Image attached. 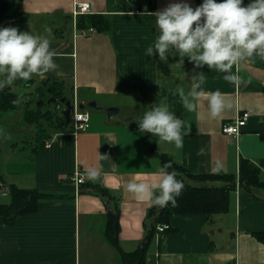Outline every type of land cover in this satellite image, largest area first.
<instances>
[{"label": "crops", "instance_id": "1", "mask_svg": "<svg viewBox=\"0 0 264 264\" xmlns=\"http://www.w3.org/2000/svg\"><path fill=\"white\" fill-rule=\"evenodd\" d=\"M75 1L90 2L93 14L104 15L108 26L77 29L71 15ZM170 2L173 0H21L20 14L0 15V26H18L51 37L56 69L34 75L28 82H70V101L75 93L90 121L87 129L78 132L71 127L66 132L55 127L45 142L52 143L51 148L35 143L31 149L35 170L25 184L20 186L23 181H10L4 174L1 204L11 200L9 182L57 193V197L40 200L33 212L18 214L12 222H0V264H125L122 253L136 249L147 233L145 218L151 206L127 192L126 184L137 177L150 180L161 167L148 149L149 139L155 140L157 152L168 154L190 172L236 173L243 157L257 164L264 178L263 63L242 62L238 71L244 83L237 84L207 65L196 68L187 57L182 64L179 55L169 56L167 61L160 60L158 53L146 56L147 46L158 34L155 16L150 13ZM189 2L196 6V0ZM35 25L39 27L35 29ZM199 71L207 75L203 86L206 93L219 89L237 107L213 118L201 98L197 110L188 112L172 90L178 84L190 87L189 79ZM158 100L169 103L191 127L182 150L167 142L158 144V137L139 131L137 121ZM90 102L95 105L89 107L104 110L102 118L91 119L84 107ZM26 106L24 102L23 110ZM111 107L118 109L113 115L116 117L107 115ZM63 108H59L61 114ZM238 110H248L252 115L239 136L233 138L222 133L221 124L235 117ZM131 123H136V128L130 129ZM100 153L111 157L103 162L101 176L96 181L86 178V186L83 184L75 196L74 170L84 173L87 163ZM216 160L222 166L212 172ZM93 184L106 188L110 196L101 195L90 187ZM111 196L117 199L115 205L120 211L117 244L105 231L107 213L114 204ZM228 206L225 213L212 219L202 214H173L169 229L153 236L154 248L146 264H264V244L253 235L264 231V190L256 187L247 193L231 189Z\"/></svg>", "mask_w": 264, "mask_h": 264}, {"label": "clouds", "instance_id": "2", "mask_svg": "<svg viewBox=\"0 0 264 264\" xmlns=\"http://www.w3.org/2000/svg\"><path fill=\"white\" fill-rule=\"evenodd\" d=\"M155 16L157 35L145 50L146 56L158 53L160 60L179 55L180 62L187 57L196 68L205 65L223 74L224 78L240 84L238 66L245 61L264 60V0H202L195 7L189 0H173L162 10L150 13ZM49 35L20 30L18 26H0V91L19 82L29 81L34 75L56 69L55 51ZM236 68V71L233 69ZM183 77H177L182 79ZM190 87L178 84L172 90L188 112L196 111L204 98L211 117L219 116L225 109L237 107L219 89L206 93L207 75L199 71L190 79ZM157 82V81H156ZM159 84V82H157ZM160 85V84H159ZM161 86V85H160ZM141 133H152L160 142L184 147V137L191 127L172 110L169 103L158 100L137 121ZM6 129L0 125V139L7 138ZM111 157L100 153L87 163L84 176L96 181ZM220 160L213 162L211 171H219ZM167 163L158 167L150 180L139 177L126 184L127 192L135 199L150 202L152 206L173 208L185 185L179 173Z\"/></svg>", "mask_w": 264, "mask_h": 264}, {"label": "trees", "instance_id": "3", "mask_svg": "<svg viewBox=\"0 0 264 264\" xmlns=\"http://www.w3.org/2000/svg\"><path fill=\"white\" fill-rule=\"evenodd\" d=\"M128 1L131 2L132 0ZM196 1H199L196 5L202 2V0ZM20 2L21 0H0V15L20 14ZM245 3H247V0H245ZM74 24L77 29H83L88 26H97L100 29L108 26V20L102 14H81L75 17ZM258 60L264 65V60L256 59V62H258ZM18 83L22 85L24 84V81H19ZM27 83L29 82L27 81ZM62 85L63 83L57 80H46L38 84L36 90L45 91L47 88H51V90L55 93L53 95L54 97L60 98L61 96H64L65 99L71 100L73 95L72 91L70 90L68 94H65ZM260 89L264 91V86H260ZM21 96L22 95H18V93L11 91L9 87L0 91L1 111L10 112L14 110L18 105ZM56 101H60V99ZM43 107L44 104L37 105L34 108H30L27 105L22 114L24 119L23 123L27 125H34V136L36 138V142L42 148L45 147V142L50 139L51 132L55 127L59 126V130L63 132H66L68 127H71L73 130L72 121L67 124L64 116L56 111V105L53 106L52 110H43ZM246 111L248 110H238L235 117L222 121V124L234 121L240 113ZM147 146L149 151L159 159L161 166L167 163L171 164V168L169 170L175 169L180 174L179 178L184 181L185 188L182 194L177 198V207L173 208L170 203L164 208L152 205L149 207L145 218L147 233L145 234L141 244L136 249L122 253L125 264H146L147 249L149 248L151 240L157 231V225H168L173 214H202L206 218L212 219V216L223 214L228 210L229 194L231 189H240L247 193H250L251 190L256 187L264 190V178L260 177L259 166L247 158L241 157L239 159L238 172L236 173L223 174L190 172L181 164L176 163L168 154L157 152L155 149L156 145L154 139H149ZM82 171L83 170H81V172ZM5 179V175L0 173V188L4 187L3 184L6 183ZM72 182L74 185L73 194L75 195L76 186L74 181ZM215 182H221V184L210 185ZM83 184L86 186L85 182ZM83 184H81V186ZM7 187L11 200L7 204L0 203V222L2 223L12 222L18 214H28L33 212L40 200H52L57 197V193H47L38 191L35 188L19 187L12 182H9ZM90 187L105 197L110 196V192L99 184H93ZM80 189L81 188H79V191L81 192ZM87 189L89 188H83L85 191H88ZM111 199L114 200V204L108 210L105 231L107 238L113 244H117L116 233L119 228L120 211L118 205H115L117 199L115 200L114 197ZM168 229L169 225L167 229L160 234H163ZM253 235L258 241L264 244V231H256Z\"/></svg>", "mask_w": 264, "mask_h": 264}, {"label": "rangeland", "instance_id": "4", "mask_svg": "<svg viewBox=\"0 0 264 264\" xmlns=\"http://www.w3.org/2000/svg\"><path fill=\"white\" fill-rule=\"evenodd\" d=\"M27 23L30 24L29 22ZM38 27L39 25H35V29H37ZM37 87V83L33 82L29 84L27 83V81L22 85H19V83L11 85V91H14L18 93V95L22 96L20 97L19 103L14 110L10 112H0V125H2L6 129L8 134L7 138L0 139V173L5 174L10 181H23L19 184L17 183L20 186L25 184L32 178V174L35 170L36 165V162L33 160L34 155L31 150L34 144L37 143L34 136V125H27L23 123L24 119L22 117V110L24 102L29 101L28 94L30 92L35 93ZM62 87L64 88V91L66 93H69L71 84L67 81V85H62ZM32 98H34V95H32ZM27 103L29 104L30 108L35 107L32 100ZM84 107L90 113L92 120L99 119L104 116V110L98 111L93 107H89V103ZM45 108L47 107H43V110ZM49 108L52 109V107ZM136 115L138 116V113ZM134 117L135 119H137L136 116ZM78 131H81V129ZM8 197L10 196L8 195ZM8 197L6 199H8ZM153 248L154 245L151 244L147 249V258Z\"/></svg>", "mask_w": 264, "mask_h": 264}, {"label": "built area", "instance_id": "5", "mask_svg": "<svg viewBox=\"0 0 264 264\" xmlns=\"http://www.w3.org/2000/svg\"><path fill=\"white\" fill-rule=\"evenodd\" d=\"M81 14H93L91 3L88 1H75L73 3L72 8V16L75 20V17ZM92 28H89L88 32H92ZM79 33H85V30H79ZM71 104L73 106V114H72V127L74 131L80 130V129H86L89 126V115L87 112L83 111L80 108V103L77 99L76 94L74 93L73 100L71 101ZM251 113L249 111L240 113L234 121L231 122H225L221 125V131L231 137H237L239 136L241 132V128L247 123L248 118L250 117ZM52 143H46L45 147L50 148ZM86 177L83 173H81L79 170H75V172L72 175V181H74L76 189H75V196H77L80 191L79 188L81 184L85 182ZM167 224H159L156 227V236L158 237L160 233L165 231L167 229Z\"/></svg>", "mask_w": 264, "mask_h": 264}, {"label": "flooded vegetation", "instance_id": "6", "mask_svg": "<svg viewBox=\"0 0 264 264\" xmlns=\"http://www.w3.org/2000/svg\"><path fill=\"white\" fill-rule=\"evenodd\" d=\"M54 94L55 93L51 90V88H47V90H45V91H42V90L41 91H37L36 90L35 93L30 92L28 95H29V101L32 100L34 102V106L35 107L37 105L44 104V107H47L45 109H49L50 110L51 108H49V107L53 108V106L56 105V111L61 114V110L59 108L60 107H62V108L64 107V102H62L61 99L65 98V97L61 96L60 98H57V97L53 96ZM32 95H34V98H32ZM58 99H60V101H56ZM29 101H26L25 103H27ZM27 105L29 106L28 103H27ZM0 112H2L1 109H0Z\"/></svg>", "mask_w": 264, "mask_h": 264}, {"label": "water", "instance_id": "7", "mask_svg": "<svg viewBox=\"0 0 264 264\" xmlns=\"http://www.w3.org/2000/svg\"><path fill=\"white\" fill-rule=\"evenodd\" d=\"M197 2L199 3V1H197ZM17 83H18V82H17ZM61 101L64 102V108H63V110H62V115H63L64 118H65V122H66L67 124H69L70 121H71L72 113H73V106H72L71 101H70L69 99L62 98ZM94 105H95L94 102H90V103H89V106H94ZM82 107H83V105H80V108H82ZM117 112H118V109H117V108H113V107H111V108H108V109H107V115H108L109 117H111V116L117 114ZM129 128H130V129L136 128V124H135V123H131V124L129 125Z\"/></svg>", "mask_w": 264, "mask_h": 264}]
</instances>
